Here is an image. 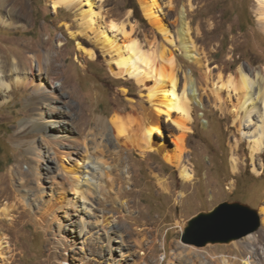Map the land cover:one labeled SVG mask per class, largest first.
Masks as SVG:
<instances>
[{"label":"rangeland","instance_id":"374dc122","mask_svg":"<svg viewBox=\"0 0 264 264\" xmlns=\"http://www.w3.org/2000/svg\"><path fill=\"white\" fill-rule=\"evenodd\" d=\"M14 1L21 18L13 20L9 6L2 12L13 27H0V55L19 57L27 44L51 53L56 68L41 73L33 60L31 87L14 88L0 104V264H232V258L241 264L236 245L249 234L203 247L195 243L198 231L188 242L182 237L190 219L223 202L246 205L259 217L264 149L253 159L258 174L238 130L252 134L260 111L247 122L214 106L217 92L227 108L236 104L233 92L214 85L217 75H235L238 68L264 75L256 0H156L168 36L143 16L139 0L82 1L80 11L90 6L94 27L117 45L135 38L146 51L168 49L180 85L191 80L194 88L189 84L186 94L197 93L187 133L155 112L148 98L153 81L121 72L91 31L79 33L78 15L53 9L55 0ZM109 21L123 25L125 35L110 30ZM184 24L195 59L180 48ZM114 117L122 118L120 129L133 139L140 124L156 120L162 135H155L154 144L162 143L163 150L175 151L183 139L182 156L194 179L184 181L159 153L115 139L114 129L103 131L100 122L110 128ZM63 168L80 170L74 176ZM259 224L250 234L262 229L260 217Z\"/></svg>","mask_w":264,"mask_h":264},{"label":"bare ground","instance_id":"6f19581e","mask_svg":"<svg viewBox=\"0 0 264 264\" xmlns=\"http://www.w3.org/2000/svg\"><path fill=\"white\" fill-rule=\"evenodd\" d=\"M82 1L83 0H55L52 6L53 9L62 7L78 15L79 19L81 20L79 33H82L84 30L91 31L94 35L95 41H97L96 43L100 45L101 49L113 54V57L115 56L114 61L117 67L120 68L121 72H124L126 75H129L130 77L141 82H143L145 79H150L153 81V85L149 87L150 89L148 92V98L153 101L152 103L155 112L158 115L165 116L166 121L171 122L178 130H182L185 133L189 132L190 129L187 128L186 124L191 122L190 104L193 100H196L197 93L195 89H191L192 93L189 94L190 97L186 94L187 86L192 84L191 80H184V82L180 85L178 74L179 69L171 60L168 49L163 45H157L154 50L146 51L135 38L129 39L127 42H124L123 45H117L112 38L108 37L104 32L98 31V29L94 27L90 6L88 10L83 12L80 11V5ZM139 1L143 16L153 25L154 28H156L164 36H168V29L160 22L155 11L157 8V1ZM15 2L16 1L14 0H0V27H13V23H6L5 19L1 15L3 14L2 12L7 10L8 6V13L13 20H18L21 18L19 12L17 14L13 11ZM256 2L260 8L257 12V24L260 31L264 34V0H256ZM108 26L110 30L125 35L126 28L123 25H120L114 21H109ZM180 34V39L182 41L180 43V48L185 53L186 57L193 59L197 58V55L195 54L194 50L191 49V44H189L186 37L188 34V27L186 24H184L180 30ZM22 49L24 51L20 53L19 57L9 56V53L4 55L2 53V55H0V104L7 101L10 91H12L14 88L17 89V87L20 86L23 88L31 87L32 81L30 76H33V69L31 68L32 66H30V64L33 60L37 62L39 72L43 73L44 71L49 74L52 71H55L56 67L53 65V57L51 56V53L46 51H34L27 44L22 45ZM44 63L45 68L42 67ZM214 85L218 87L217 89L221 90L225 88L229 92H233L235 95L236 104H234L230 109L227 108V106H224V101H221L218 96V92L215 93L214 98V106L218 109H221L222 111L233 114L235 120H244L250 122L251 114L254 111H257V109L260 111L259 117L261 122L259 121L260 124L257 125L255 131L252 134H248L247 132L243 131L241 127L238 130L241 134V137L248 141L247 143L249 144L248 147L250 148L251 152L250 157L254 166V172H259L258 174H260L261 171L255 170L257 167L255 166L253 159L264 149V75L256 73L254 76H252L243 68H238L235 75H228L226 77H221L220 74L217 75V81ZM196 87L199 88L198 86ZM50 101L53 103L58 102L55 98H50ZM52 109L53 108L51 107L48 112L52 113ZM121 120V117H114L111 120L112 126L110 128L109 125L104 121L100 122V127L106 132L114 129L117 132L114 136L115 139L118 140L119 137H124L126 140L131 141L137 149L143 152L159 153L165 163L175 167L178 170L179 176L184 181L191 182L194 179L193 171L184 161V156H182L184 152L183 139H179V141L176 143L175 151L163 150L161 148V146H163L162 143H160L159 146H155L154 144L155 135H162L156 120H148L143 122V124H140V127H138L140 128V133L135 139L130 138V135L125 134L120 129L122 122ZM129 120V116L126 115V125L132 126L134 122ZM42 122H49L52 124V121H49V119H44ZM50 138L54 140L52 135H50ZM238 164L239 161L236 157L231 159L232 173L236 174V172H238ZM79 170V168H74L72 170H66V168H63L64 172L74 176ZM90 175L92 178H95V174L93 172H90ZM77 183L78 181L75 180V188L78 185ZM258 213L262 229L256 233L249 234L244 242L237 243L236 245L237 250H239L243 255L241 264H264V200L259 206ZM232 260H234L232 264H237V258H232ZM196 264L202 263L197 262Z\"/></svg>","mask_w":264,"mask_h":264},{"label":"water","instance_id":"95a60500","mask_svg":"<svg viewBox=\"0 0 264 264\" xmlns=\"http://www.w3.org/2000/svg\"><path fill=\"white\" fill-rule=\"evenodd\" d=\"M259 226V217L255 210L237 202H223L211 211L190 219L184 228L182 241L188 242L192 233L198 231L195 243L199 247L228 243L255 232Z\"/></svg>","mask_w":264,"mask_h":264},{"label":"trees","instance_id":"16d2710c","mask_svg":"<svg viewBox=\"0 0 264 264\" xmlns=\"http://www.w3.org/2000/svg\"><path fill=\"white\" fill-rule=\"evenodd\" d=\"M132 8H133V10H134V13L136 14V12H137V9H136V7H135V6H133Z\"/></svg>","mask_w":264,"mask_h":264}]
</instances>
